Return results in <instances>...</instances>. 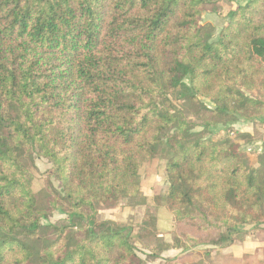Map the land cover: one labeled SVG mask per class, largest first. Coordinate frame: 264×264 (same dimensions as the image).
<instances>
[{"label":"trees","instance_id":"16d2710c","mask_svg":"<svg viewBox=\"0 0 264 264\" xmlns=\"http://www.w3.org/2000/svg\"><path fill=\"white\" fill-rule=\"evenodd\" d=\"M217 4L0 0V264H145L169 251L180 254L163 264H201L191 256L264 243V143L254 167L209 136L264 123V0L235 5L220 28L202 23ZM159 155L167 188L142 224L101 220L140 196L139 171ZM31 157L57 189L34 193ZM160 209L170 242L142 260Z\"/></svg>","mask_w":264,"mask_h":264},{"label":"rangeland","instance_id":"374dc122","mask_svg":"<svg viewBox=\"0 0 264 264\" xmlns=\"http://www.w3.org/2000/svg\"><path fill=\"white\" fill-rule=\"evenodd\" d=\"M215 1V0H212ZM218 4L216 5V11L212 14H203L201 22L210 21L217 26V28L222 27L225 24V16L231 8L235 5L243 6L249 0H216ZM220 12L217 14V12ZM196 128V131H199ZM209 133L207 134V136ZM243 135V136H242ZM211 138L227 139L230 142L237 145L240 153L246 158L248 163L254 167H257V161L261 155V150L264 143V123H244V126H237L233 128H226L223 126H217L215 129H211ZM28 168L31 170L34 180L32 188L34 193H40L45 188L47 182H50L55 189L58 188V182L56 178L52 175V166L47 163L46 160L37 159L35 157L28 158L25 161ZM165 164L166 159L162 155L153 158L139 171L138 183H139V194L140 196L136 199H126L122 200L117 207L105 208L100 211V219L103 221H112L114 223L121 224H131L133 226H140L142 224V217L144 210L148 206H152V199L155 193H163L167 188L166 175H165ZM137 204H140L137 206ZM159 218V235L158 238L149 239L143 242V244L137 245L138 256L142 260H146L148 248H151L161 242H170L169 224L171 220L170 214L164 210L160 209L158 214ZM65 216L58 213H54L49 219L48 223L59 226L65 221ZM44 224L46 222H43ZM247 240L256 244L258 239L256 236H247L240 243H236V247H240L242 243ZM259 242V241H258ZM261 243V242H259ZM236 248H232V252H235ZM250 252L246 255H254L258 259H262L264 254V247L254 246L250 248ZM221 252V251H220ZM220 252L215 255H194L191 256L193 260L199 261L201 264H244V261L238 260L240 257L221 254ZM172 252H165L161 255L159 260L151 261L147 259L145 264H163V261L167 257H175L174 254H169ZM169 255V256H168ZM243 255V254H242Z\"/></svg>","mask_w":264,"mask_h":264},{"label":"crops","instance_id":"0c3cea01","mask_svg":"<svg viewBox=\"0 0 264 264\" xmlns=\"http://www.w3.org/2000/svg\"><path fill=\"white\" fill-rule=\"evenodd\" d=\"M232 9V8H231ZM244 126V124L242 123H237L235 125H233L232 127H237V126ZM254 246H257L258 248L259 247H264V243H259L258 241L256 242V244H252V242H249L247 240H245L242 245H240V247H236L235 245L230 247V248H227V249H224L222 250L220 253L221 254H226L227 256L228 255H231V256H235L237 255V257H241L242 254H248L250 251V248L254 247ZM232 248H236L235 252H232ZM172 253H169V254H174L173 256H177L180 254V251H170ZM216 253H213L211 254V256L215 255ZM169 256V255H168ZM192 259V257H191ZM195 261V260H194Z\"/></svg>","mask_w":264,"mask_h":264}]
</instances>
